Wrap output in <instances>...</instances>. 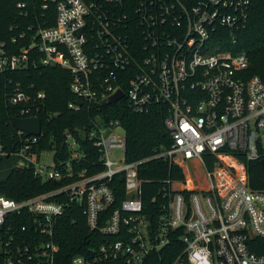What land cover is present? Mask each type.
<instances>
[{
  "label": "built area",
  "instance_id": "1",
  "mask_svg": "<svg viewBox=\"0 0 264 264\" xmlns=\"http://www.w3.org/2000/svg\"><path fill=\"white\" fill-rule=\"evenodd\" d=\"M53 2L54 24H18L11 26L16 34L0 39V73L60 66L75 96L68 107L96 114L86 129L66 133L69 157L53 156L52 165L43 163V127L27 135L15 126L11 147L0 131V163L15 158V169L65 181L23 200L0 195V264H59V219L74 204L96 236L71 264H157L161 255L159 264H264V190L250 188L247 171V162L264 160V79L249 76L247 52L234 50L252 0ZM119 90L123 96L108 103ZM5 95L19 109L15 118L39 116L47 97L20 83ZM106 103L135 113L162 106L170 143L127 160L121 119L98 113ZM81 139L97 158L87 157ZM155 159L177 165L184 178L160 181L151 220L139 167ZM119 174L126 197L112 208Z\"/></svg>",
  "mask_w": 264,
  "mask_h": 264
},
{
  "label": "trees",
  "instance_id": "2",
  "mask_svg": "<svg viewBox=\"0 0 264 264\" xmlns=\"http://www.w3.org/2000/svg\"><path fill=\"white\" fill-rule=\"evenodd\" d=\"M19 0H0V39H9L17 31L11 26L21 24L23 27L31 24L52 25L56 19V4L53 0H23L27 3L23 10L18 8ZM48 4V8L43 5ZM26 14V15H25ZM236 52H247L250 59L249 76L259 75L264 79V0H252L250 21L246 29L238 35L234 44ZM16 83L35 96L38 91L44 90L47 97L39 116L42 120L44 136L40 148L46 151H55L56 162L69 157L68 146L64 144L66 133L77 134L79 129H86L96 114L93 110L84 109L76 112L68 107L71 100H75L69 83V72L60 66H43L38 69L0 73V131L5 143L12 146V137L16 128L13 119L19 115V109L7 102L6 92L12 90ZM105 119L119 118L126 129L127 160H137L152 154L161 146L170 143V137L164 128V111L162 106H155L147 113H135L127 106L105 104L98 112ZM81 147L88 158H97L98 153L89 140H80ZM211 164V162H208ZM88 166L87 164H84ZM195 174L203 180V167L200 162H194ZM103 169L89 167V173H96ZM189 171V170H188ZM248 184L253 190H264V170L260 160L247 162ZM139 177L146 180L143 184V203L145 213L152 220V208L159 204L160 181L165 178H184L181 169L174 165L171 168L167 161L155 159L145 162L139 167ZM65 181L42 180L35 176L29 168L12 169L6 178L0 179V195L23 200L34 195L49 192L63 185ZM115 191L117 207L126 197L123 185V175L115 176L111 182ZM96 236L87 225L82 208L78 205L67 207L66 214L59 219L57 240L61 244L58 258L59 264H71L73 257L85 254L90 240ZM103 239V237H101ZM170 249V248H169ZM164 253V251L162 252ZM157 257V264L164 261V256Z\"/></svg>",
  "mask_w": 264,
  "mask_h": 264
},
{
  "label": "water",
  "instance_id": "3",
  "mask_svg": "<svg viewBox=\"0 0 264 264\" xmlns=\"http://www.w3.org/2000/svg\"><path fill=\"white\" fill-rule=\"evenodd\" d=\"M122 96L123 93L121 90H119L108 99V103L116 102ZM13 124L14 126H16V128L25 131L27 135H39L42 131V120L39 116L28 118H14ZM261 165L264 170V160H261Z\"/></svg>",
  "mask_w": 264,
  "mask_h": 264
},
{
  "label": "rangeland",
  "instance_id": "4",
  "mask_svg": "<svg viewBox=\"0 0 264 264\" xmlns=\"http://www.w3.org/2000/svg\"><path fill=\"white\" fill-rule=\"evenodd\" d=\"M69 144H72L69 146L70 150L76 148V144L72 139L69 140ZM53 156L54 152L53 151H46L43 154V163L52 165L53 164ZM16 164V159H5L1 161L0 163V179L6 178L7 175L10 173L12 169H14Z\"/></svg>",
  "mask_w": 264,
  "mask_h": 264
}]
</instances>
